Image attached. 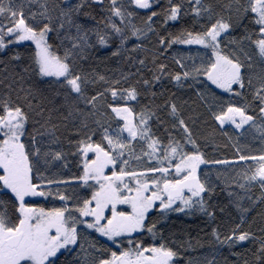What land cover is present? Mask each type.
<instances>
[{
  "label": "snow or ice",
  "instance_id": "obj_1",
  "mask_svg": "<svg viewBox=\"0 0 264 264\" xmlns=\"http://www.w3.org/2000/svg\"><path fill=\"white\" fill-rule=\"evenodd\" d=\"M185 2L192 6L191 14L196 17L197 22L203 18L210 23L199 32L185 29L167 41L161 37L159 43L162 46L166 44L167 47L172 44L199 45L209 50L210 56L206 60L201 57L199 65L193 63L190 67L181 60H176L182 71L171 74V78L182 87L183 81L187 80L201 84L200 77H204L215 89L228 94V100L221 101L208 84L203 85L207 92L197 91V95L203 100H207L209 96L215 97L213 103H218L219 111L212 112V117L221 128L225 125H234L238 130L245 125L256 127L257 117L249 114V109L253 102H258L259 118L264 120V77L258 86H254L252 77L245 73L246 68H252L253 57L245 51L243 44L248 41L254 45L256 55L264 61V0H228L224 5L225 11L231 13L228 16L222 12H214L213 5L206 3V0ZM13 3L14 0H9L10 5ZM89 3L103 6L106 0H76L75 3L72 0H21L20 6H6L4 0H0V53L11 45L31 41L35 45L32 60L36 74L42 80L54 78L55 83L67 89L66 99L68 95L74 94L88 109L85 111L70 106L68 115L73 116L75 113L74 118H81L79 127L75 130L80 139L75 144L76 153L73 154H79L84 162L83 173L77 179L84 186L93 188L89 198L71 204L69 201L73 199L72 196L59 189L54 194L50 189L51 185L68 184L69 181L47 179L40 172L39 165L42 160L45 164L61 161L65 155L50 147L59 143V137L56 136L58 125L48 127L46 121L41 125L43 132L37 129L29 133V113L25 111L24 105L10 100L0 101V194L10 193L14 197L11 203L18 214L16 222L10 221L6 214V202L0 199V264H57L60 255L77 249L92 255L81 242L86 239L81 227L106 237L117 245L119 251L118 254L117 251L91 243L89 248L98 253L92 264H174L180 256L168 244L162 242L159 245L144 246L133 239L134 233L145 231L156 237V224L146 223L149 213L156 211L164 216L169 212H200L214 218V213L209 211L205 194L210 199L215 189L207 172L201 178V165L228 164L229 161H210L205 158L176 104L169 105V114L176 121L172 128L178 129L182 135L177 139L169 132L168 143L163 144L151 128L150 121L156 116L155 112L145 107L135 113L128 103L137 101L139 92L135 87L117 88L120 81L116 80L103 91H97L89 97L85 94V88L90 83L108 81L104 76H98L96 81H92L75 68L76 60L86 59V50L94 46L91 43L92 35L96 38V44L101 47H109L113 38H118L120 47H123L130 38L125 34L128 27L131 28V37L137 39L146 36L148 32H155L154 18L161 13L151 11L147 14L143 21L145 31V28H138L131 23L137 13L129 8L134 6L135 9L149 10L159 0H107L109 15L104 20L96 21L94 28L86 27L76 20L81 15V9ZM24 4H36L38 9L26 14ZM182 7V3L167 0V7L163 9V23L178 21L182 16ZM83 15L95 20L89 13ZM233 15L240 20L250 16V23L256 28L251 33L245 31L239 38L232 37L231 31L235 27ZM113 18H118L120 25L125 26L121 27ZM102 23L109 29L108 32L100 29L99 25ZM53 32L61 41L60 46H64L65 41L70 44L64 46L62 55L58 54L60 46L54 49L48 41L49 34ZM253 36L256 38L253 39ZM228 45H237L238 48L226 51ZM139 47V44L135 46ZM112 54L115 56L120 53L117 50ZM11 59L19 60L20 57L15 54ZM139 63L143 65L144 61ZM165 69L166 65L158 66L160 72ZM153 79L159 81L160 76L154 75ZM143 83L148 86L151 81L144 80ZM249 88L253 89L252 101H247L245 97ZM106 93H110L113 102L124 101L122 105L107 104L111 114L123 121V125L113 128L111 124L106 125L100 119H95L92 124L96 126L92 127L89 118L97 115V102L106 97ZM236 98L245 102L237 104ZM27 106L32 108L30 100H27ZM38 114H42V110ZM50 119L51 117L49 121ZM98 133L100 140L95 141L93 137ZM125 133L127 136H124ZM43 137L49 139L45 141ZM133 142L140 144V154L136 153ZM45 143L48 148L42 151L41 145ZM89 154H92V158ZM132 160L145 162L148 166L137 170L131 166ZM239 160L256 162L258 166L251 175L245 174L244 179L249 185L258 184L264 190V154L240 155ZM109 168L111 174L106 175L105 169ZM89 181L94 184H89ZM46 187L49 188L48 191L44 190ZM238 187L244 189L246 185L240 183ZM52 195L63 202V206L45 210L43 207L29 206L26 202V197ZM227 195L231 197L235 194L228 192ZM236 206L241 213L248 211L241 208L238 202ZM240 227L237 224L224 237L214 228L212 235L217 243L229 246L255 238L247 231H240ZM118 238H127L129 246L119 250V244L123 241ZM188 246L191 247V244ZM106 252L109 255H105ZM257 253V261L264 259V239L260 240ZM82 264H87V256ZM208 264L212 262L209 261Z\"/></svg>",
  "mask_w": 264,
  "mask_h": 264
},
{
  "label": "trees",
  "instance_id": "obj_2",
  "mask_svg": "<svg viewBox=\"0 0 264 264\" xmlns=\"http://www.w3.org/2000/svg\"><path fill=\"white\" fill-rule=\"evenodd\" d=\"M72 2L75 3L76 0H72ZM173 2L183 5L182 16L178 21L163 23V9L167 7V0H159V3L149 10L135 9L132 6L129 10L135 11L137 15L132 18L131 23L138 28H145L143 21L151 11L161 13L154 18L155 32H148L146 36L137 39L131 37V28L128 27L125 34L130 38L123 47H120L118 38L111 39L109 47H101L96 44V38L92 35L91 43L94 46L86 50L87 58L77 59L75 62L76 71L87 75L90 80L96 81L98 76H104L108 81V83L102 81L90 83L85 88L86 96L90 97L95 95L97 91H103L116 80L120 81V84L116 85L117 88L135 87L139 92L137 101H129L128 103L135 113H139L145 107L155 112L156 116L152 118L150 124L155 136L163 144L168 143L169 132L177 139H180L182 135L178 129L172 128L176 121L169 114V105L174 103L179 109L180 116L185 119L192 130L193 138L196 139L205 158L210 161H229L228 164L201 165V178L203 179V173L207 172L215 189L210 199L205 194L209 211L214 213V218H209L200 212L191 214L169 212L167 215L161 216L158 212L152 211L149 213L146 223L154 222L156 224V237L145 231L134 233L133 239L141 242L144 246L159 245L162 242L168 244L180 256V259L176 260L174 264H208L209 261L212 264H264V259L260 261L256 259L260 240L264 239V190L258 184L249 185L244 179V175H251L258 165L253 160H239L240 155L259 156L264 154V131H262L264 120L259 118L258 102H253L249 109V114L257 117L256 127L245 125L243 129L238 130L234 125H225L221 128L212 117V112L219 111L218 103H213L215 97L209 96L207 100H203L197 95V91L207 92L203 85L208 84L212 92L221 98V101L228 100V94H223L220 90L215 89V86L210 85L204 77H200L201 84H194L193 81L187 80L183 81L182 87L171 78V74L182 71L176 60H181L183 64L190 67L193 63L199 65L201 57L206 60L210 56L209 50L199 45L172 44L171 47H167L166 44L160 45L161 37L167 41L185 29L194 33L199 32L210 23L203 18L197 22L196 17L191 14L192 6L187 4L185 0H173ZM206 3L213 5L214 12H222L225 16L231 14L224 9L228 0H206ZM4 4L6 6H20L21 0H14L11 5L9 0H4ZM125 6L127 7L126 3ZM23 7L26 14L38 9L36 4H24ZM107 8V0L103 6L89 3L81 9V15L77 16L76 20L86 27L94 28L96 21L104 20L109 15ZM184 12L189 14L183 15ZM83 13H89L90 16L95 17V20L88 18ZM53 15L55 16V13ZM113 19L120 25L118 18ZM233 23L235 27L231 31V36L235 38L244 35L245 31L251 33L256 28L250 23V16L240 20L233 15ZM120 26L124 27L125 25ZM99 27L105 32L109 31L103 23ZM72 31L74 33L75 30ZM145 31H147L146 28ZM255 38L253 36V39ZM48 41L54 49L61 45V41L57 39L55 32L49 34ZM138 44L141 47L135 48ZM64 46H70V44L65 41ZM64 46L59 47L58 54H63ZM243 47L253 57L252 68H246L244 71L252 77L254 86H258L261 78L264 77V61H261L256 55L255 46L250 42L245 41ZM134 48L135 50H133ZM237 48V45H228L225 50L234 51ZM117 50L120 54L114 56L112 53ZM34 52L35 46L33 44L22 43L11 45L3 53H0V101L10 100L24 105L25 111L29 113L27 125L29 133H33L37 129L43 132L44 128H41V125L45 124L46 121H48V127L52 124L58 125L56 136L59 137V143L50 147L55 151L63 152L65 155L61 161L50 164H45L42 160L39 169L47 179L69 181L68 184H53L50 189L54 194L59 189L66 195L72 196L73 199L69 203H75L89 198L93 188L84 186L83 182L77 179L83 173L84 162L79 154H73L76 153L75 144L80 139L75 130L79 127L81 118H74L75 113L73 116H69L68 113L70 106L85 111L88 109L85 108L82 101L76 99L74 94L68 95L66 99L67 89L61 88L59 84L55 83L54 78H43L42 80L36 74L32 60ZM15 54L19 55V60L11 59ZM241 58L243 59V57ZM141 60L144 61L143 65L139 63ZM161 64L166 65L164 72L158 70V66ZM154 75L160 76V80L155 81ZM124 77L127 79L125 80ZM144 80L151 81V84L144 85ZM252 91L253 89L249 88L245 92L247 101H252ZM25 96H27V100L31 101L32 108L27 106ZM235 102L242 104L245 101L236 98ZM108 103L122 105L124 101L113 102L110 93H106V97H102L97 102L99 109L97 115L89 118L92 127L96 126L92 124V120L95 119H100L106 125L111 124L113 128L123 125V121H119L111 114L110 109L107 108ZM41 110L42 114H38L41 113ZM49 117H51L50 121ZM124 136L127 134L125 133ZM43 139L47 141L49 137H43ZM93 139L99 141V133ZM133 143L136 153L140 154V144L138 142ZM41 147L44 151L47 150L48 145L45 143ZM89 157L92 158V154H89ZM131 166L140 170L148 165L145 162L132 160ZM108 170L107 175H110L111 169ZM240 183H244L246 187L244 189L239 188ZM89 184H94V182L89 181ZM44 190L48 191L49 188L46 187ZM228 192H233L235 195L230 197L227 195ZM241 197L243 199H240ZM0 199L6 202V214L10 221L16 222L18 214L11 203L14 201V197L7 193V195L0 194ZM237 202L241 208H246L248 211L241 213L236 206ZM27 203L29 206L43 207L45 210L63 206V202L55 195L35 197ZM128 210L130 211V209ZM242 215L243 221H241ZM237 224L241 225L240 231H247L253 234L255 238L235 246L217 243L212 235L214 228L219 231L221 237H224ZM80 230L84 232L86 237L81 242L84 243L88 253H92V255L77 249L75 252H66L60 255L57 264H82L86 256L87 264H92L98 253L89 248L91 243H95L97 247L102 246L111 251H117L119 254L117 245L102 239L99 233L94 230H84L82 227ZM118 239L123 241L119 244V250H124L129 246L127 238ZM189 243L191 247L188 246ZM105 255H109V253L106 252Z\"/></svg>",
  "mask_w": 264,
  "mask_h": 264
},
{
  "label": "rangeland",
  "instance_id": "obj_3",
  "mask_svg": "<svg viewBox=\"0 0 264 264\" xmlns=\"http://www.w3.org/2000/svg\"><path fill=\"white\" fill-rule=\"evenodd\" d=\"M22 43H30V44H33L31 41H25V42H21L20 44H22ZM34 45V44H33ZM35 46V45H34ZM109 170L108 169H105V174L107 175V172H108ZM33 198H35V197H26V202L27 201H29V200H31V199H33ZM37 199H39V198H37ZM120 207H123V208H127V206H120ZM88 219H91V218H88ZM101 237V236H100ZM102 239H104V240H106L107 242H111V241H108L107 240V238L106 237H101ZM112 243V242H111Z\"/></svg>",
  "mask_w": 264,
  "mask_h": 264
}]
</instances>
